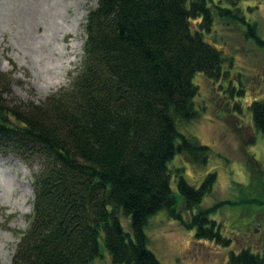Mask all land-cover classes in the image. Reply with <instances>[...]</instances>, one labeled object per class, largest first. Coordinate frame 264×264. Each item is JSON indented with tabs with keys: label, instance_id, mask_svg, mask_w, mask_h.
Instances as JSON below:
<instances>
[{
	"label": "trees",
	"instance_id": "trees-1",
	"mask_svg": "<svg viewBox=\"0 0 264 264\" xmlns=\"http://www.w3.org/2000/svg\"><path fill=\"white\" fill-rule=\"evenodd\" d=\"M241 1L98 0L86 16L78 75L40 104L13 99L12 77L0 72V152L30 169L35 194L12 264H93L102 244L113 264H163L145 231L163 210L196 240L230 246L211 218L230 202L200 208L216 174L193 187L170 164L183 154L207 161L208 147L180 126L200 115L195 77H223L225 56L207 39L216 20L245 27L264 49ZM249 108L264 134V101ZM173 174L189 220L178 209ZM228 258L264 264L250 248Z\"/></svg>",
	"mask_w": 264,
	"mask_h": 264
},
{
	"label": "rangeland",
	"instance_id": "rangeland-1",
	"mask_svg": "<svg viewBox=\"0 0 264 264\" xmlns=\"http://www.w3.org/2000/svg\"><path fill=\"white\" fill-rule=\"evenodd\" d=\"M97 5L98 0H0V72L12 77L13 99L40 104L70 86L81 69L84 48L75 55L74 69H65L64 58L71 56L72 39L84 47L87 17L77 32L69 28L77 16H88ZM241 6L264 39V0H242ZM216 23L207 39L225 56L223 77L209 79L201 73L195 77L200 115L180 126L182 134L208 147L207 161L198 164L183 154L175 157L170 168H182L193 187H199L210 173L216 174L200 208L230 202L215 208L211 217L231 239L230 246L196 240L195 231L185 229L163 210L148 220L145 230L150 250L163 264H229V254L244 248L264 257V134L256 131L249 108L253 101H264V49L246 37L245 27L220 19ZM61 76L67 82L53 87ZM172 180L178 209L189 220L192 212L184 210L175 174ZM32 183L31 171L22 161L0 152V264L8 259L12 264L21 236L30 226ZM126 221L122 219L125 228ZM101 254L93 264H113L103 244Z\"/></svg>",
	"mask_w": 264,
	"mask_h": 264
},
{
	"label": "bare ground",
	"instance_id": "bare-ground-1",
	"mask_svg": "<svg viewBox=\"0 0 264 264\" xmlns=\"http://www.w3.org/2000/svg\"><path fill=\"white\" fill-rule=\"evenodd\" d=\"M85 16H87L86 13H82L79 16H77L74 19V21H73V26L72 27L70 26L69 29L71 31H73V32H77L78 27H80V25H81V20L85 19ZM70 46L72 48L71 49L72 51L70 52L71 56H66L64 58L65 59V62H66L65 69H67V70L74 69L73 67H71V64L73 62L78 61V59H75L76 58L75 55L76 54H82L83 53V43H80L77 40L72 39V42H71V45ZM76 49H78V51ZM66 82H67L66 78L65 77L63 78L61 76V77L58 78L57 82H55L53 84V87H58V86H60L62 84H65ZM31 195L33 196L32 192H31ZM6 264H11V260L8 259V261H7Z\"/></svg>",
	"mask_w": 264,
	"mask_h": 264
}]
</instances>
